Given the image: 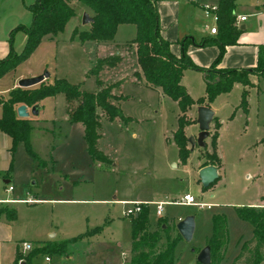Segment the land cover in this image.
<instances>
[{"label": "rangeland", "instance_id": "obj_1", "mask_svg": "<svg viewBox=\"0 0 264 264\" xmlns=\"http://www.w3.org/2000/svg\"><path fill=\"white\" fill-rule=\"evenodd\" d=\"M18 3L19 0H0V37L11 23ZM72 6L76 16L65 31L52 40L44 39L29 60L0 79V98H7L20 80L46 72L51 77L45 83L66 79L81 90L100 88L97 78L90 75L99 52L93 44L80 39V33L87 30L84 15L91 11L80 2ZM203 14L205 26L214 25L213 19ZM135 29L134 25L122 26L116 38L118 43L130 40ZM23 37L25 35L19 33L14 39L13 47L18 53L23 50ZM116 48L110 51L124 53L122 62L116 69H104L100 77L105 85L120 83L114 91L123 96L119 99L120 105L124 115L131 118L109 121L98 110L101 137L97 147L110 162L91 156L84 125L70 119L69 109L76 103L69 102L64 93L47 97L39 115L30 112L29 144L20 141L15 146L12 138L0 128V201L9 196L5 179L12 178L13 194L18 202L13 206L21 208L19 224L23 225L22 231L29 233L28 239L33 245L29 250L31 263L72 264L66 258L70 254L78 257V264H126L133 217L125 215V211L133 203H145L144 200L154 201L150 204L154 218H157L154 204L161 201L168 202L164 217L175 224L178 217L195 216L194 240H183L177 246L174 264H196L193 249L211 233L213 217L221 213L227 217L228 256L232 261L239 240L250 238L253 228L251 222L240 217L238 207L257 202L259 192L264 189L259 184L264 173V144L259 142L264 137V87L262 93L251 89L246 109L240 106L244 85L237 83L230 92L218 95L210 104H194L183 113L177 101L146 86L143 75L136 76L140 71L136 45ZM184 75L183 83L192 97L196 101L200 98L208 101L207 84L201 72L188 70ZM121 77L123 81L118 79ZM245 77L251 86L260 78L259 72ZM200 105L218 109L212 132L221 127V136L217 139L223 155L221 179L208 188L202 185L198 167L206 160L205 152L212 150V140L209 139L206 150L197 144L187 160L182 161L174 139L180 115H184L189 127L188 130L185 127L186 136H197V107ZM220 121L223 124L217 127ZM187 148L191 149L189 141ZM28 191L31 198L39 201L25 202ZM187 193L199 202L216 201L219 207L202 209L171 203ZM123 199L129 201L123 202ZM90 235L95 236L89 238ZM49 241H65L66 252L37 250ZM48 255L50 262L46 261Z\"/></svg>", "mask_w": 264, "mask_h": 264}, {"label": "trees", "instance_id": "obj_2", "mask_svg": "<svg viewBox=\"0 0 264 264\" xmlns=\"http://www.w3.org/2000/svg\"><path fill=\"white\" fill-rule=\"evenodd\" d=\"M159 1L36 0L34 4L29 6L33 16L31 25L29 27L18 26L10 33V52L7 57L0 60V79L16 71L19 65L29 60L46 36L56 37L63 33L67 24L76 16L72 4L80 2L91 11V16L94 19L90 29L80 33L81 41L113 42L119 26L134 25L137 33L130 44L136 45L137 61L140 67L136 76L141 77L143 75L147 86L177 101L183 113L194 104H210L218 95L230 92L237 83L251 86L249 79L245 76L259 72L260 78L264 81V45L259 48V61L256 68L217 69L224 56L226 46L236 44L241 34L240 29L235 26L236 15L234 14L235 4L233 0L222 1L217 10L218 29L222 35L221 38L218 41L203 39L200 43H196L191 38H185L181 41V57H176L171 52L170 43L161 35L160 16L157 9ZM20 31L25 33L27 39L23 50L17 53L14 50L13 42L15 34ZM211 43L220 45V54L210 68L204 69L192 61L188 55V46L195 44L198 47H205ZM122 59L116 53L97 59L96 65L90 70V75L97 78V84L100 86L96 91L81 90L80 86L71 85L66 79H57L53 83H45L44 81L38 86L29 88L18 86L11 89L7 98H0L2 107L0 128L12 138L15 146L20 141L29 144L32 125L29 118L18 116L17 107L26 104L31 108L47 97L64 93L69 102L76 103L74 107L69 109L70 119L84 125L85 139L91 156L99 161L110 162L111 159L97 147L98 139L101 137L99 132L101 115L98 110L100 109L109 121H114L117 118H131V116L124 115L119 101L123 96L114 91L117 86H120V83L105 85L100 75L104 69L118 67ZM186 70H194L204 74L208 101L204 98L196 101L182 84ZM248 94L249 90L245 88L240 104L245 109L248 108ZM178 120L179 127L174 133V139L179 147L182 161H186L191 153V149L187 148L188 137L185 133L187 121L184 119V115H180ZM220 125L217 123V127ZM209 136L213 148L205 152L206 160L202 165L220 166L221 159L217 152L218 131L211 132ZM208 145L206 142L203 149L206 150ZM238 213L242 219L252 223L254 235L243 244L233 264H261L264 261V207H238ZM152 216L151 205L148 203H143L142 211L132 216L130 264L175 263L176 248L183 239L177 230V224L164 216L157 218ZM213 225V234L208 241L212 251L210 264H220L228 246L226 215L223 213L215 214ZM65 248L66 242L64 241L45 244L42 248L38 247L37 250L62 253ZM27 257L18 255L14 264H21V260Z\"/></svg>", "mask_w": 264, "mask_h": 264}, {"label": "crops", "instance_id": "obj_3", "mask_svg": "<svg viewBox=\"0 0 264 264\" xmlns=\"http://www.w3.org/2000/svg\"><path fill=\"white\" fill-rule=\"evenodd\" d=\"M222 1L224 0H202V1L199 0L198 3H192L190 2V0H160L157 3V9H158L159 16H160L161 35L167 42L170 43L171 52L176 57H181L182 55L181 41L185 38H191L196 43H200L203 39L218 41L221 38L222 35L219 29H218L219 32L217 31L216 34L210 33L211 26H205V20H204L203 13H204L205 6L216 5L217 7H219ZM233 1L235 4L234 14L236 15L235 26L238 29H240L241 34L236 44L226 46L224 56L219 62L217 69H223V70L225 69H236V70L254 69L257 67L258 61H259V54H260L259 48L260 46L264 45V0H233ZM35 2L36 0L33 3H29L27 0H19V3L17 4L16 9L13 11L14 13L12 16L11 23L8 24L5 31L0 37V60L7 57L10 52V33L11 31L17 28L18 26L29 27L31 25L33 16L29 10V6L34 4ZM88 14L91 16L90 12H88ZM239 17H246L247 19L244 22H240ZM90 25L91 24L87 25L86 31L90 29ZM122 26L124 25L119 26L115 40L113 42L98 43L94 41H87L84 43L93 44L92 46H94L96 51L99 52L98 58L112 55L114 53L120 55L121 57H124L125 56L124 53L119 52V51H110V50L114 46H117V48H119V46L129 45L133 41V39H135L137 30L135 29V32H133V35L131 33L130 40H127L125 43L120 44L118 43L116 38ZM217 27H218V24H217ZM19 33H22L25 35V33H23L22 31L17 32L14 36V39L16 36H18ZM46 38L52 40L55 37L47 36L44 39ZM26 39H27V36L25 35V37H23V41H24L23 48L25 46ZM13 45H14V42H13ZM15 52L17 51L15 50ZM219 54H220V45L218 43H211L205 47H198L195 44H190L188 46V55L190 56L192 61L197 66L204 68V69L210 68L213 65V63L217 60ZM116 68H113V69H116ZM187 71L188 70H186L185 72ZM201 74L204 76L203 73ZM184 76L182 78L183 85H184L183 83ZM115 77H118V73H115ZM123 78L124 77H121L118 79L120 81H123L124 80ZM235 85H238V84H235ZM184 86L189 91L188 87L186 85ZM263 87H264V81L261 78L257 77L256 81H254L253 83V86H250L248 88L249 94H250L251 89H255L257 93H260V92L262 93ZM244 88H247V86H244ZM189 93L191 94L190 91ZM44 100H42L39 103L40 104L39 114L44 108V104H43ZM248 101H249V95H248ZM29 109L31 108L29 107ZM214 110H215V116H217L218 109L214 108ZM197 114H198V110H197ZM220 123L222 126L223 122L220 121ZM213 125L214 124L212 121L210 133L213 130ZM198 127H199V124H198ZM188 128L189 127H186V130H188ZM199 131L200 129L198 130V133ZM217 131H218V140H219L221 136V127ZM209 139H211L210 136L206 139L207 143H209ZM218 140H217V152L221 159V165L217 167H218V173L220 177L218 179L220 180L221 179V175H220L221 169L223 167V155L221 154V151L219 149L220 147L218 145ZM259 142L264 144V137ZM202 163L203 162H201V164L198 167V172L200 171L202 167H204ZM12 180H13L12 178L5 179V183H6L5 188L9 196H6L4 200L0 201V264H14L18 255H22L25 257L28 256L27 258L21 260L20 263L25 262L24 264H32L31 255L29 256V251H24L22 248V242L29 241L28 239L29 233L26 234L24 231H22L23 225H21L22 227H20V224H19L21 208L19 206L17 208L13 206L14 204L18 203L17 200L14 198V194H13L15 188H13L12 191L8 190L9 184H12ZM259 184L260 186L261 184L262 186H264V173L259 178ZM216 185L217 184H215L214 186ZM213 187H211L210 189L212 190ZM27 196L30 197L29 191L27 193ZM258 198L259 199L257 200V202L249 203L247 206L264 207V189H262L259 192ZM37 201H39V199H36L35 202ZM122 201L124 202V201H129V200L123 199ZM138 201H142V200H138ZM143 202L148 203V204L154 203L153 200H148V202L144 200ZM27 203L29 204V203H34V202H27ZM207 203L211 204L210 207L208 206L209 209L212 207H219V203L216 201H211ZM185 206H195V205H185ZM220 206L222 207L223 204H221ZM155 217H158L156 213H155ZM183 218L184 217H178L177 222H179V220ZM252 227L253 228H252V233H251L250 238L244 241H241L242 239L239 240L238 249L234 257H232L233 258L232 261H230V257L228 256V248H229V243H228L225 256L220 264H233L234 260L240 253L243 244L253 237L254 226L252 225ZM213 230H214V225H212L211 233L206 235L205 239H203V241L199 243V246L194 248L193 251L196 254V264H199L197 260L198 253L202 248L208 245V241L212 237ZM195 233H196V227H195L194 237H195ZM94 236L95 235H90L89 238H93ZM194 237H193V240H194ZM183 240L185 239H182L179 242V244L182 243ZM57 242H64V241H57ZM57 242L49 241L48 244H53ZM66 248L64 252H66L67 250ZM131 248H132V240H131L129 254H128V257L126 258V261H127L126 264H130ZM123 255L125 257L126 253H123ZM66 258L70 259L72 261V264H78V257L73 258L72 255L67 254ZM261 264H264V261H262Z\"/></svg>", "mask_w": 264, "mask_h": 264}, {"label": "water", "instance_id": "obj_4", "mask_svg": "<svg viewBox=\"0 0 264 264\" xmlns=\"http://www.w3.org/2000/svg\"><path fill=\"white\" fill-rule=\"evenodd\" d=\"M94 19L89 15L85 14L83 19L84 25H89L93 23ZM51 77V74L46 72L43 75L22 79L19 81L18 86L29 88L33 86H38L44 81L48 80ZM40 111V104H36L31 109L26 104H21L17 107V114L19 117L22 118H28L30 115V112H32L35 115H38ZM215 117V110L210 107L209 105H200L198 107V117L197 122L199 124V133L197 136L190 135L188 137V141L191 144V151L195 150L197 144L201 147H204L206 145V139L210 135V129H211V123ZM200 180L202 182V185L204 188L209 187L212 185L218 178V167L216 165H207L200 169L199 171ZM196 222H195V216L188 215L185 218L179 220L177 223V230L188 242H191L194 237ZM194 250V249H193ZM198 262L201 264H210L212 262V251L211 246L207 245L204 248H202L197 256ZM25 262H22L21 264H24Z\"/></svg>", "mask_w": 264, "mask_h": 264}, {"label": "built area", "instance_id": "obj_5", "mask_svg": "<svg viewBox=\"0 0 264 264\" xmlns=\"http://www.w3.org/2000/svg\"><path fill=\"white\" fill-rule=\"evenodd\" d=\"M190 2L198 3L199 0H190ZM217 10H218V7L214 8L211 6H205V8H204V13H205L206 18H208V19L212 18L214 21V26L210 27V33L211 34H216L218 31L217 24H218L219 17L217 14ZM246 19H247L246 17H239L240 22H244ZM13 188H14V186L12 184H9L8 190L12 191ZM35 201H36V199L28 197L25 202H35ZM166 203H168V202L161 201V202H157L155 204L156 205L155 211H156L157 216H159V217L163 216ZM171 203L180 204V205H195V206H198L199 208L211 206L210 203L197 201L196 197L190 193L185 194L180 199L172 201ZM142 208H143V203H140V202L139 203H133L125 211V215H128V216L137 215L139 212L142 211ZM22 248L24 251H29L33 248V245L29 241H24V242H22ZM46 261L47 262L51 261V257L49 255L46 257ZM64 264H67V263H64Z\"/></svg>", "mask_w": 264, "mask_h": 264}]
</instances>
